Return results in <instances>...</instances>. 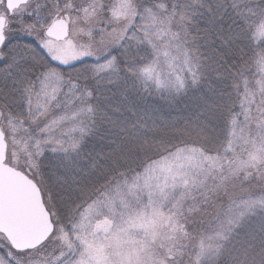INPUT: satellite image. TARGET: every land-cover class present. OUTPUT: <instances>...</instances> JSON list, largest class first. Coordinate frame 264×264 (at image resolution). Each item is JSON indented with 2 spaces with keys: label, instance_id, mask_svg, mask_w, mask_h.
I'll return each mask as SVG.
<instances>
[{
  "label": "snow or ice",
  "instance_id": "1",
  "mask_svg": "<svg viewBox=\"0 0 264 264\" xmlns=\"http://www.w3.org/2000/svg\"><path fill=\"white\" fill-rule=\"evenodd\" d=\"M0 150V264H264V0H0Z\"/></svg>",
  "mask_w": 264,
  "mask_h": 264
},
{
  "label": "water",
  "instance_id": "2",
  "mask_svg": "<svg viewBox=\"0 0 264 264\" xmlns=\"http://www.w3.org/2000/svg\"><path fill=\"white\" fill-rule=\"evenodd\" d=\"M2 162L3 151L0 150V191H2L6 185L12 187L14 184L17 189L18 200L23 199L25 196V186L10 170H6L2 167ZM32 192H34V190H29V195ZM36 223L37 221L34 217L24 216L19 213H4L3 211H0V229L3 230L15 227L18 230L31 231Z\"/></svg>",
  "mask_w": 264,
  "mask_h": 264
},
{
  "label": "rangeland",
  "instance_id": "3",
  "mask_svg": "<svg viewBox=\"0 0 264 264\" xmlns=\"http://www.w3.org/2000/svg\"><path fill=\"white\" fill-rule=\"evenodd\" d=\"M200 196L199 193H196L195 191H193L188 197H187V202H185L184 197L182 196H178L176 197V199H174L172 201L174 206H179L182 208V214L179 216L174 217V221L179 222L182 219L183 214L187 215V218L190 219H194L197 218L199 216V212L197 211L198 206L195 204V201L192 200V196ZM196 213V215L194 216L193 213ZM208 217H205V220H207ZM172 235V232L170 231L169 228L164 227L161 229L160 232V236L157 238L156 240V245L158 247H160L161 252H166L167 251V247L168 245H170L172 243V241H170L168 239L169 236ZM185 243H190V241H185ZM162 246V247H161Z\"/></svg>",
  "mask_w": 264,
  "mask_h": 264
}]
</instances>
